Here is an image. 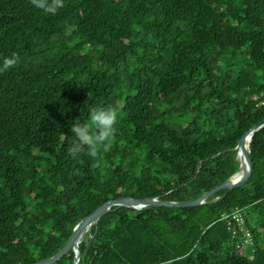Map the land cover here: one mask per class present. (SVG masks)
<instances>
[{"label":"trees","instance_id":"1","mask_svg":"<svg viewBox=\"0 0 264 264\" xmlns=\"http://www.w3.org/2000/svg\"><path fill=\"white\" fill-rule=\"evenodd\" d=\"M13 54L0 73V264L54 256L110 199L200 197L240 171L238 141L264 116V0H64L55 15L0 0V58ZM95 106L118 109L114 136L95 159L73 156L70 127ZM250 150L251 179L224 197L113 205L77 264H264V125ZM237 208L253 257L221 220Z\"/></svg>","mask_w":264,"mask_h":264},{"label":"water","instance_id":"2","mask_svg":"<svg viewBox=\"0 0 264 264\" xmlns=\"http://www.w3.org/2000/svg\"><path fill=\"white\" fill-rule=\"evenodd\" d=\"M263 125H264V116L241 136L236 146V149L238 150V154H237L238 159L240 160L239 149L243 148L244 156L248 162V172L245 175H238V173H236L233 176H231L227 181L205 192L200 197L186 201H169V200L158 199L157 197H134L129 195H123L118 198L105 201L104 203L99 205L92 213L83 217L76 224L72 236L65 244V246L57 254L47 259H43L33 263H25V264H54L55 262L60 260L65 254H67L70 250H74V252L76 253V260L74 261L73 264H77L82 257L80 247L76 248V245L79 246L80 243L79 239H81L85 233L89 232L91 230V227L95 223H97L99 218L113 205H125L136 209H140L148 205L194 207L203 204L206 198L215 194L219 190L226 189V192L222 196L224 197L230 189L245 185L246 183H248V181L251 179L254 173V161L252 158L250 145L249 148L246 147L244 148V138L250 132H252V136H253V134ZM240 168H241V160H240ZM222 197H217L216 200H219Z\"/></svg>","mask_w":264,"mask_h":264},{"label":"clouds","instance_id":"3","mask_svg":"<svg viewBox=\"0 0 264 264\" xmlns=\"http://www.w3.org/2000/svg\"><path fill=\"white\" fill-rule=\"evenodd\" d=\"M30 2L36 9L52 15L64 6V0H30ZM16 64L15 54L0 58V73L9 71ZM118 116L119 111L115 106L90 107L88 121L85 123L75 121L70 127L72 138L70 154L76 156L83 152L95 159L98 156V150L105 147L106 142H111Z\"/></svg>","mask_w":264,"mask_h":264},{"label":"built area","instance_id":"4","mask_svg":"<svg viewBox=\"0 0 264 264\" xmlns=\"http://www.w3.org/2000/svg\"><path fill=\"white\" fill-rule=\"evenodd\" d=\"M221 220H224L230 229L232 236L239 239L238 250L248 257L254 255V237L248 227L243 208H237L231 213H225Z\"/></svg>","mask_w":264,"mask_h":264},{"label":"bare ground","instance_id":"5","mask_svg":"<svg viewBox=\"0 0 264 264\" xmlns=\"http://www.w3.org/2000/svg\"><path fill=\"white\" fill-rule=\"evenodd\" d=\"M251 137H252V132H250L248 135L245 136L244 138V148H249L250 142H251ZM240 153V160H241V168L240 171L238 172V175H245L248 172V162L244 156V150L243 148L239 149ZM80 241V239H79ZM76 248H78V245H76Z\"/></svg>","mask_w":264,"mask_h":264}]
</instances>
